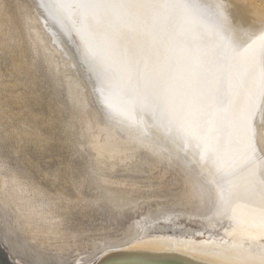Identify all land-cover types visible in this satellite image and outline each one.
Masks as SVG:
<instances>
[{"label":"water","instance_id":"95a60500","mask_svg":"<svg viewBox=\"0 0 264 264\" xmlns=\"http://www.w3.org/2000/svg\"><path fill=\"white\" fill-rule=\"evenodd\" d=\"M41 1L91 83L131 101L221 179L207 219L184 202L142 214L119 241L65 252L35 245L0 206V264H264V188L249 181L246 138L264 10L224 0Z\"/></svg>","mask_w":264,"mask_h":264},{"label":"rangeland","instance_id":"374dc122","mask_svg":"<svg viewBox=\"0 0 264 264\" xmlns=\"http://www.w3.org/2000/svg\"><path fill=\"white\" fill-rule=\"evenodd\" d=\"M70 83L77 86L69 93ZM81 87L86 101L75 104ZM256 94L255 123L264 129V80ZM114 96L91 83L41 0H0V206L35 245L58 252L99 247L122 239L142 214L187 202L177 166L147 164L146 149L131 160L97 152L94 135L113 132L127 143L150 138L184 163L193 160L165 132L132 125ZM98 175L110 181L100 186ZM108 191L116 193L107 201Z\"/></svg>","mask_w":264,"mask_h":264},{"label":"bare ground","instance_id":"6f19581e","mask_svg":"<svg viewBox=\"0 0 264 264\" xmlns=\"http://www.w3.org/2000/svg\"><path fill=\"white\" fill-rule=\"evenodd\" d=\"M232 1H230V2H232V4H234V6H233L234 8L264 10V0H232ZM229 4H231V3H229ZM263 74H264V64L262 65V67H261V69H260V71H259V73L257 75L255 91H254V96H253V101H252V106H251V111H250V117H249L247 132H246L249 181L257 184L258 186H260L262 188H264V133H263L264 129L261 126L263 123L260 125L257 122L261 127L255 123L256 121H258L255 118V111H256V108H257L256 106H257V103H258L257 102L258 101L257 100V94H256L257 93V84H258L259 81L262 82L264 80L262 78ZM74 86H77V84L76 83H70L67 86V89H65V90H68L69 93H70L72 87H74ZM258 91H259V89H258ZM115 96L120 100V102H124V104L126 106V109L128 110V112L130 114V117H132V119L135 118L136 121L135 120H134L135 122L132 121V125H133V123H135L134 126L136 125V128H137V126H139L141 124V125H143V127L152 129V131H153V129H155V130H158V131H161V132L163 131V133L165 132L168 136L171 137V140L175 144L177 143V146L178 145H182L189 152L190 156L193 157L192 158L193 160L192 161L190 160V162L188 161V163H184L183 159L178 157V155L176 156L173 152L170 151V150H172L174 148L170 149L167 152L164 149V147H165L163 145L164 143L163 144H159V143L157 144L152 139L147 138V137H141V140L139 139L138 141L134 139L135 137L131 138L132 140L133 139L135 140L134 141L135 143L134 144H130L133 141L131 139L129 140V138H130V137H128L130 135L129 133H128L129 135L127 136V138H128V140L130 142H128V143H127V140L124 139V137L123 138H120V136L116 137L113 132H112L113 134L111 132H107L106 133V137L104 139H102V140L98 139L99 138V133H96L94 135V137H93V144H94V146H96L95 148L98 150L97 152H99V154H101V156H102V154H104V156H105V153L107 152V154H109L110 157H115V156L119 155L120 158H121V155L123 153H125L126 155L123 154V155H125L124 158L125 159L126 158H130V160H131L133 157H136L142 149H146V151H145L146 154H145V156H143V159L146 160L147 164L149 162H153V164L156 163V165H157V163H159V162L161 163L162 161L165 160V161H168L167 163L169 165L177 166V168H179L183 172L184 179L187 182V185H188V188H189V192H184L185 190L183 189L184 190L183 191L184 194L188 195L186 201L190 205H192L193 208H195L205 219H207L209 217V215H210L215 203L217 202L219 185H220V179H221L220 176L218 175V173L216 172V170L214 169V167L212 166V164L209 161H207L204 157H202L200 154H198L196 151H194L187 144H185L183 141H181L178 137H176L174 134H172L170 131H168L165 127H163L161 124H159L157 121H155L152 117H150L148 114H146L144 111H142L139 107H137L131 101H129L128 99H126L124 97H121V96H119L117 94H115ZM86 98H87V93L84 91V87H81L79 93H76L75 95H72V100H73V102L75 104L84 103L86 101ZM258 98H259V95H258ZM138 122H139V125H137ZM259 127L261 129H263L262 130L263 132L261 131V129ZM129 128H131V127L129 126L127 128V130ZM141 131H143V130H141ZM145 131H146V129H145ZM135 134H136V132H135ZM162 135H164V134H162ZM138 138H140V137H138ZM156 140H157V138H156ZM172 146L174 147L176 145H172ZM179 151H181V150H179ZM181 153L184 154V157H186L185 155H187V154H185L183 152H181ZM188 156L186 157L187 159H188ZM107 157H109V156H107ZM117 158H119V157H117ZM153 164L150 163V165H152V166H153ZM148 167H149V170H151L152 167L151 168H150V166H148ZM169 167L170 166H168V168ZM171 169H173V167ZM137 170H139V169H137ZM137 170L136 171L134 170V171L137 172ZM94 171H96V170H94ZM98 172H95L96 175H97ZM95 173L93 172L94 175H95ZM100 174H102V173H99V175ZM99 175H98V177L100 178L101 176H99ZM104 175H106V174H104ZM106 178L102 177V178H100L98 180L100 182V186L103 185L104 183H107V182L110 181V180H108L110 177L109 178L106 177ZM116 181L117 180H115V182ZM6 182H7V180L3 181L2 189H3V185H6L5 184ZM183 192H181V193L183 194ZM115 193H116L115 191L114 192L113 191L112 192L108 191L106 200L107 201L111 200L112 196L115 197L114 196ZM181 197L184 198L186 196H181ZM113 201L114 200H112L110 202H113ZM6 203H8V202H6ZM116 203H119V202H115V205H116ZM113 204H114V202H113ZM125 205H122V206H125ZM119 207H117V208H119ZM122 208L123 207H121V209ZM122 211H123V209H122ZM42 217H44V216H42ZM135 223L136 222H134L131 226H133ZM26 225H28V224H26ZM29 226H31V225L29 224ZM29 228L31 229V227H28V229ZM130 228H129V230H130ZM40 230L43 231L41 228H40ZM41 231H39V232H41ZM45 231H46V229H45ZM45 231H44V233H45ZM39 236L41 237L40 234H39ZM119 240H121V239L110 240V241L108 240L107 243H105V244L103 243V244L106 245V244H109V243H112V242H116V241H119Z\"/></svg>","mask_w":264,"mask_h":264},{"label":"snow or ice","instance_id":"6c2138e0","mask_svg":"<svg viewBox=\"0 0 264 264\" xmlns=\"http://www.w3.org/2000/svg\"><path fill=\"white\" fill-rule=\"evenodd\" d=\"M98 7H118V6H124V5H112V4H108V5H104V4H101V5H97Z\"/></svg>","mask_w":264,"mask_h":264}]
</instances>
